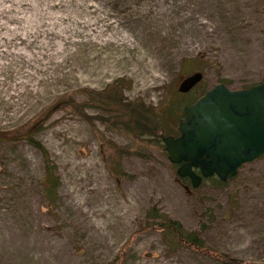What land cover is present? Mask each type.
I'll return each instance as SVG.
<instances>
[{
    "label": "rangeland",
    "instance_id": "rangeland-1",
    "mask_svg": "<svg viewBox=\"0 0 264 264\" xmlns=\"http://www.w3.org/2000/svg\"><path fill=\"white\" fill-rule=\"evenodd\" d=\"M194 71L202 81L179 92ZM217 82H264V0H0V131L27 132L62 106L35 133L58 177L53 200L42 153L0 141V264H110L134 234L122 264H223L166 231L138 232L152 207L207 245L264 263V156L192 187L164 148L97 118L119 115L97 100L108 91L158 112ZM67 97L80 109L63 107Z\"/></svg>",
    "mask_w": 264,
    "mask_h": 264
},
{
    "label": "water",
    "instance_id": "water-1",
    "mask_svg": "<svg viewBox=\"0 0 264 264\" xmlns=\"http://www.w3.org/2000/svg\"><path fill=\"white\" fill-rule=\"evenodd\" d=\"M203 79L200 71L184 77L177 90L187 93ZM177 135L162 138L168 160L192 187L211 176H235L243 164L264 156V82L230 89L217 82L184 108Z\"/></svg>",
    "mask_w": 264,
    "mask_h": 264
},
{
    "label": "trees",
    "instance_id": "trees-1",
    "mask_svg": "<svg viewBox=\"0 0 264 264\" xmlns=\"http://www.w3.org/2000/svg\"><path fill=\"white\" fill-rule=\"evenodd\" d=\"M67 98L68 99H64L63 101V107L68 106L73 111L80 109V104L70 100L69 97ZM97 100L105 109H113L119 113L118 116L112 117V121H109V118L97 117L101 122L113 126H117V124H119L130 136L139 140L143 144L158 146L161 149L164 148V145L162 144V138L166 135H169L168 130L170 127L174 123L179 122L181 117H184V108H182L183 106L181 107L177 104L173 105L172 102H169L165 105L164 110L157 112L154 108L148 107L142 102L124 101V99L120 97L119 93L113 90L108 91L105 96L97 98ZM59 107H62L59 105V101L52 104L45 112L42 113L44 115H41L33 123H31V126H29L27 129V132L20 133L19 131H0V141H5L8 139H22L37 148L42 153L45 162V171L44 177L42 178V183L46 194L51 200H53L56 196V190L59 185V181L58 177L53 173L54 165L50 160L49 153L47 149L35 138V133L42 127L39 119L41 117H48L51 113H53V110ZM84 115L87 121L90 124H93V117L86 114ZM130 152L131 150L125 148L117 149L118 156ZM209 178H213L218 183L224 182L215 176H211ZM209 178H204L203 181ZM147 217L148 218L138 232H144L148 230H159L162 232L166 231L173 236L174 241L178 245L191 249L202 256L217 260L223 264H264L245 262L207 245L196 232L185 229L179 221L163 215L156 207L149 209ZM158 217L162 221H156L155 218ZM135 236L136 234H134L131 239H133ZM131 239L122 244V246L119 248L117 256L110 264H122L123 261L121 258L125 257L128 251H130V245L132 243Z\"/></svg>",
    "mask_w": 264,
    "mask_h": 264
},
{
    "label": "bare ground",
    "instance_id": "bare-ground-1",
    "mask_svg": "<svg viewBox=\"0 0 264 264\" xmlns=\"http://www.w3.org/2000/svg\"><path fill=\"white\" fill-rule=\"evenodd\" d=\"M238 172V171H237ZM209 178V177H208ZM202 181H203V179H202Z\"/></svg>",
    "mask_w": 264,
    "mask_h": 264
}]
</instances>
